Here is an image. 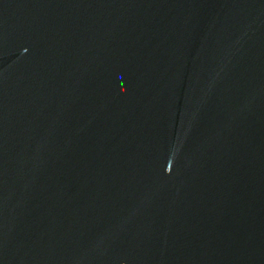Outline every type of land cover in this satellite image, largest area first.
<instances>
[{"label":"water","instance_id":"obj_1","mask_svg":"<svg viewBox=\"0 0 264 264\" xmlns=\"http://www.w3.org/2000/svg\"><path fill=\"white\" fill-rule=\"evenodd\" d=\"M0 264H264V0H0Z\"/></svg>","mask_w":264,"mask_h":264}]
</instances>
